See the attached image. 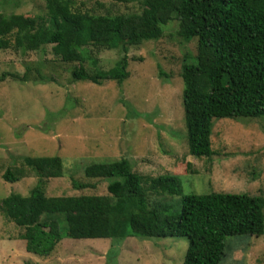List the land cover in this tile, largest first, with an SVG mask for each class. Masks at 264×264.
<instances>
[{"label":"rangeland","instance_id":"374dc122","mask_svg":"<svg viewBox=\"0 0 264 264\" xmlns=\"http://www.w3.org/2000/svg\"><path fill=\"white\" fill-rule=\"evenodd\" d=\"M95 14L140 12L141 0H76ZM43 0H0V11L38 15ZM158 39L127 49L128 78L95 84L72 77L78 61L63 62L45 50L0 49V203L10 193L27 195L40 186L47 196L108 194L106 178H88L93 162L126 158L134 171L179 178L182 193L212 191L246 193L264 199V116L214 118L210 136L216 154L195 157L188 152L183 116L182 63H193L197 38L177 35L178 22L161 25ZM81 63L87 72L113 67L121 47L86 46ZM27 71L28 80L19 77ZM161 72V74H160ZM46 78L40 79L39 76ZM60 156L62 175L44 179L28 166V175L14 182L1 178L7 168L21 166L20 157ZM73 181L93 186L75 188ZM179 208L180 195H151ZM264 215V207L262 209ZM57 217L44 212L40 220ZM63 216H58L60 218ZM65 229V221H59ZM22 229L0 212V264H182L187 238L129 236L73 239L64 236L47 257L27 252L18 237ZM219 264H264V232L226 237Z\"/></svg>","mask_w":264,"mask_h":264},{"label":"trees","instance_id":"16d2710c","mask_svg":"<svg viewBox=\"0 0 264 264\" xmlns=\"http://www.w3.org/2000/svg\"><path fill=\"white\" fill-rule=\"evenodd\" d=\"M128 2L131 0H116ZM140 12L95 14L76 0H43L38 15L0 11V49L45 50L63 62L78 61L72 77L101 84L128 78L127 49L162 35L161 25L178 22L177 35L197 38L193 63H182V106L189 154L211 157L214 118L264 116V0H141ZM121 47L124 54L109 69L87 72L81 64L86 46ZM96 66L97 61L88 57ZM10 73L15 79L28 80ZM161 74V72H160ZM40 79L46 78L39 76ZM4 75L0 76V80ZM21 166L7 167L1 178L14 182L28 175V166L44 179L62 175L60 156L20 157ZM88 178H106L108 194L47 196L40 186L27 195L10 193L1 199L2 216L22 231L25 250L47 257L64 237L73 239L129 236L187 238L182 264H219L226 237L264 232V199L246 193L212 191L182 193L178 177L143 176L122 157L93 162L84 168ZM84 188L92 183L73 181ZM180 195L179 208L151 195ZM44 212L63 216L40 220ZM65 221L60 229L59 221Z\"/></svg>","mask_w":264,"mask_h":264}]
</instances>
